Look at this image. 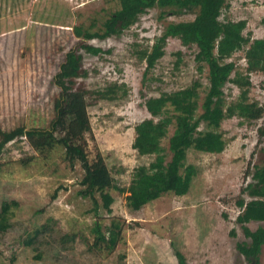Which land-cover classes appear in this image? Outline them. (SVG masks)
<instances>
[{
  "label": "rangeland",
  "instance_id": "obj_1",
  "mask_svg": "<svg viewBox=\"0 0 264 264\" xmlns=\"http://www.w3.org/2000/svg\"><path fill=\"white\" fill-rule=\"evenodd\" d=\"M118 8L114 0H0L1 131L48 128L59 93L55 77L65 54L82 41L73 28L100 32ZM176 11L172 5H156L119 36L87 41L105 54L81 52L88 75L79 83L85 88L97 91L117 83L128 89L122 99H88L92 133L84 140L89 161L101 156L121 187L128 186L134 168L153 159L138 157L131 147L134 126L149 118L144 97L182 89L195 79L202 83L203 96L207 86V70L201 75L196 71L195 49L178 40H167L164 56L146 74L145 63L138 60L136 53L150 47L168 25L195 17ZM263 18L264 0H227L219 20H244V33L261 39ZM177 52L182 63L176 69ZM230 61L245 73L244 50ZM248 77L250 99L264 104V75L254 72ZM223 92L228 102L238 97L230 83ZM261 128L264 117L251 124L229 119L221 125L227 143L221 154L190 149L186 164L195 166L198 174L185 196L165 194L133 211L126 205V195L110 191L111 213L100 207L97 216L92 202L78 195L83 176L79 162L66 160L61 149L40 155L24 138L8 143L0 155V205L15 201L18 206L10 228L0 235V264H177L174 251L188 264H249L236 251L237 243L248 241L236 222L240 212L236 202L241 197L249 200L242 190L251 182L254 166L264 164ZM162 144L166 147L167 140ZM113 218L123 229L121 241L109 253L94 246L92 227L97 221L104 232ZM258 226L264 227V222L247 225L251 230ZM36 231L41 234L26 246ZM259 264H264V245Z\"/></svg>",
  "mask_w": 264,
  "mask_h": 264
},
{
  "label": "trees",
  "instance_id": "obj_2",
  "mask_svg": "<svg viewBox=\"0 0 264 264\" xmlns=\"http://www.w3.org/2000/svg\"><path fill=\"white\" fill-rule=\"evenodd\" d=\"M114 1L119 8L104 22L102 31L73 28L75 36L82 41L65 54L55 77L59 93L53 102V118L48 128L0 130V155L8 143L24 138L40 155L47 156L56 149H61L66 160L79 162L83 176L79 181L82 189L78 195L92 202V210L96 216L100 207L108 214L111 213L114 199L110 191L126 195V205L133 211L140 210L165 194L185 196L198 174L195 166L186 164L187 152L192 149L204 154H221L227 144L221 129L224 121L236 118L251 124L264 117V104L252 101L249 97L251 82L248 77L254 72L264 75V37L252 39L249 34L244 33L247 24L244 20L221 22L219 18L222 10L227 8V0ZM164 4L176 7V14L194 13L195 17L191 21L168 25L150 47L136 53L138 60L145 63L144 74L154 68L164 56L167 40L175 39L183 47L195 49L193 61L196 71L201 75L204 69L207 70V86L203 96L202 83L200 79H195L182 89L161 92L156 97H144L143 106L149 118L134 126L135 136L131 147L138 157L153 159L148 165L134 168L128 186L121 187L101 156L89 161L84 140L92 133L88 99H122L127 96L128 89L125 84L117 83L97 91L85 88L79 83L80 79L84 80L88 75L82 67L81 52L92 56L105 54L87 41L119 36L132 27L147 10ZM261 22L264 24V18ZM242 50L246 63L245 73L230 61L235 53ZM109 53L110 51L106 52ZM175 55L174 67L177 69L182 63V55L180 52ZM227 83L238 90L237 99L231 102L226 100L223 92ZM201 125L205 126V131L200 130ZM170 128L173 131L169 136ZM259 133L264 135V128L259 129ZM164 140H167L166 147L162 144ZM242 193L249 200L243 197L237 200L240 212L236 222L248 241L237 243L236 251L247 263L259 264L264 245V227L258 226L251 230L247 225L264 222V164L254 166L251 182ZM17 206L15 201L1 203L0 235L10 228L9 221ZM122 229L123 224L117 218L110 220L104 232L101 231V225L94 221V246H103L109 253L113 252L121 241ZM40 234L41 231H36L25 245H32ZM62 242L65 243L63 238ZM174 253L177 264H188L180 252Z\"/></svg>",
  "mask_w": 264,
  "mask_h": 264
},
{
  "label": "water",
  "instance_id": "obj_3",
  "mask_svg": "<svg viewBox=\"0 0 264 264\" xmlns=\"http://www.w3.org/2000/svg\"><path fill=\"white\" fill-rule=\"evenodd\" d=\"M251 264H254V263H251Z\"/></svg>",
  "mask_w": 264,
  "mask_h": 264
}]
</instances>
